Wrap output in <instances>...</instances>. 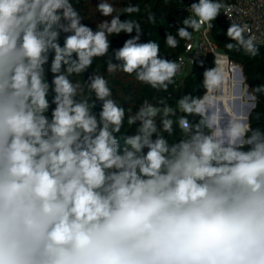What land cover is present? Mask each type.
<instances>
[{"label":"clouds","instance_id":"obj_1","mask_svg":"<svg viewBox=\"0 0 264 264\" xmlns=\"http://www.w3.org/2000/svg\"><path fill=\"white\" fill-rule=\"evenodd\" d=\"M223 7L216 0L193 3L198 19H185L177 35L191 40L189 27L210 30ZM98 10L114 12L105 2ZM80 21L70 0H0V264H264V136L253 131L245 141L251 147L241 151L235 140L250 126L232 123L224 144L197 124L191 139L169 145L155 118L162 114V130L172 135L175 111L145 101L128 117L140 127L120 154L113 133L125 110L108 98L106 79L89 77L88 87L103 101L98 121L87 100L76 99L80 82L68 77L108 54L107 34H139L140 25L114 16L93 32ZM61 31L74 33L63 47ZM246 31L247 25L231 24L227 37L236 44L226 47L255 56V36L246 38ZM138 39L126 40L116 59L125 73L167 91L183 58H160L158 43ZM166 45L176 48L178 41L168 34ZM50 50L55 108L49 120ZM116 67L109 62L107 71ZM223 81L218 66L205 70L207 90ZM178 105L201 114L203 99L185 96ZM176 123L191 130L186 116Z\"/></svg>","mask_w":264,"mask_h":264},{"label":"trees","instance_id":"obj_2","mask_svg":"<svg viewBox=\"0 0 264 264\" xmlns=\"http://www.w3.org/2000/svg\"><path fill=\"white\" fill-rule=\"evenodd\" d=\"M231 1L232 0H216V2H220L224 5ZM102 2L109 3L113 6L114 12L112 15L104 16L99 12L98 5ZM70 3L79 13L81 24L88 26L93 32L101 30L100 24L106 21L110 23L114 16H119L122 22L126 20L135 21L140 25L139 34L135 29L131 34L125 32L119 34L106 33L110 44L108 54L103 57L93 58L92 65L83 73L72 74L68 77L73 83L77 81L80 82L82 92H78L76 99L87 100L90 114L96 116L98 121L100 119L103 101L98 99L95 93L88 87V83H90L89 77L99 74L106 79L108 87L111 90V96L108 98L113 99L118 106L125 110V118L120 132L113 133L119 141L120 154H123L125 138L137 134V130L140 127L139 121L132 125L128 124V117L130 115H135L145 101L160 108H163L164 105H168L175 111V114L169 117L174 121L172 135H168V133L162 130V114H158L155 118L159 134L168 140L169 145L178 143L184 139L185 131L180 129L176 123L180 117L184 116H186L190 126H192L189 139H191L197 131L194 126L200 124V133L212 136L215 134V139L227 144L230 141L228 130L232 123H240L247 129V105L253 101L250 96L251 93H253L256 98V107L249 116L250 130L246 131L245 141L252 135L253 131H259L261 135L264 136L263 46H256L258 51L255 56L248 54L242 48L239 50H237V48L229 50L226 45L228 43H233L235 45L236 42L227 37V26L216 17V19L211 21V36L217 46L237 63H233L228 57V60L225 59L224 81L222 86L209 91L204 87L205 70L216 67L215 57L210 55L205 61L191 66V70L189 72L186 71L182 80L179 81L174 77V83L168 86L167 91L153 89L150 85L139 81L135 73L131 75L125 73L122 68L123 61L116 59L115 52L123 47L126 40L139 35L137 43L154 41L160 46V58L177 62L178 57L185 52V43L187 42V40L181 39L177 35L178 29L185 27L183 24L185 19L179 18L177 15V0H70ZM197 3H199V0H197ZM129 6H136L138 11L132 13L126 12L125 9ZM222 9L223 8H221V10ZM150 16L154 17V21L150 20ZM62 23L66 22L62 21ZM187 30L191 33L194 31L190 27ZM72 34L74 33L60 32L58 43L61 47L64 45L66 36ZM168 34L173 35L177 39L178 46L176 48H170L166 45V37ZM53 58L54 51L50 50L48 53V62L44 65L45 80L50 86L47 97L50 107L45 113L49 120L51 119L52 109L55 108V104L52 103L53 97L55 96L52 90L54 88L52 84L54 74L50 71ZM72 59H77L75 53H73ZM109 62L117 65L115 71H107ZM238 64L243 67L245 75ZM64 68H66V66L62 67V72H64ZM181 82L183 83V97L190 96L194 99H203L201 113L205 118L199 114L188 115L183 112H181L180 116L176 114L179 107L176 91ZM247 84L250 86L252 92H250V88ZM239 87L241 93H239ZM258 87H261L260 91L256 90ZM161 101L163 103H161ZM201 120H203L202 124L200 123ZM152 139H156V134H153ZM250 147V145L244 143L238 150L247 151ZM147 150L148 149L145 148L143 152L146 153Z\"/></svg>","mask_w":264,"mask_h":264},{"label":"built area","instance_id":"obj_3","mask_svg":"<svg viewBox=\"0 0 264 264\" xmlns=\"http://www.w3.org/2000/svg\"><path fill=\"white\" fill-rule=\"evenodd\" d=\"M193 3H197V0H177L178 17L198 19L191 10ZM217 18L227 28L233 23L241 26L247 25L250 31L244 33L245 37L255 36V46L264 47V0H232L225 4ZM211 30L212 28L207 30V25H204L199 32L193 31L192 39L185 43V52L177 60V63H180V58H183L180 71L175 76L179 81L182 80L189 67L205 61L210 55L215 57V64L218 67L222 57H228L236 63L217 46L211 36ZM189 45H191L190 49ZM189 137L190 131L185 132L183 140H189Z\"/></svg>","mask_w":264,"mask_h":264},{"label":"water","instance_id":"obj_4","mask_svg":"<svg viewBox=\"0 0 264 264\" xmlns=\"http://www.w3.org/2000/svg\"><path fill=\"white\" fill-rule=\"evenodd\" d=\"M240 66V65H239ZM240 69L241 70H243V67L242 66H240ZM243 73H244V70H243ZM244 75H245V73H244ZM247 86L250 88V86L247 84ZM238 89H240V87L238 88ZM239 93H241V89H240V91H239ZM251 98L253 99V101L251 102V103H249L248 105H247V116H248V118H247V120H246V123L248 124V127H249V116H250V113L252 112V110L256 107V98H255V95L253 94V93H251ZM199 115H201V116H203L204 118H205V116L201 113V114H199ZM207 125V124H206ZM208 126V125H207ZM247 127V128H248ZM246 134V133H245ZM245 134L242 136V137H240V138H237L236 140H235V146L237 147V148H239V147H241V146H243L244 145V143H245ZM213 137L215 138V134H213Z\"/></svg>","mask_w":264,"mask_h":264},{"label":"rangeland","instance_id":"obj_5","mask_svg":"<svg viewBox=\"0 0 264 264\" xmlns=\"http://www.w3.org/2000/svg\"><path fill=\"white\" fill-rule=\"evenodd\" d=\"M225 59L226 60H228L227 59V57H222L221 59H220V69H221V71H222V73L224 74V64H225ZM191 70V67H189L188 68V72ZM246 77V76H245ZM182 82H181V84L179 85V88L177 89V91H176V96H177V98H178V100H180L181 98H182ZM209 91V90H208ZM222 92V91H221ZM250 92H252V90H251V88H250ZM176 114H178L179 116H180V110H179V107H178V109H177V111H176Z\"/></svg>","mask_w":264,"mask_h":264},{"label":"crops","instance_id":"obj_6","mask_svg":"<svg viewBox=\"0 0 264 264\" xmlns=\"http://www.w3.org/2000/svg\"><path fill=\"white\" fill-rule=\"evenodd\" d=\"M182 98H183V95H182ZM177 99H178V98H177ZM179 110H180V109H179ZM181 112H182V111H180V115H181Z\"/></svg>","mask_w":264,"mask_h":264},{"label":"bare ground","instance_id":"obj_7","mask_svg":"<svg viewBox=\"0 0 264 264\" xmlns=\"http://www.w3.org/2000/svg\"><path fill=\"white\" fill-rule=\"evenodd\" d=\"M219 68H220V64H219Z\"/></svg>","mask_w":264,"mask_h":264}]
</instances>
